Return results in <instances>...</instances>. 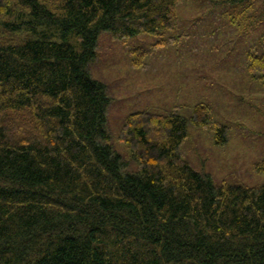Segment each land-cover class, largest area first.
<instances>
[{
	"label": "trees",
	"instance_id": "obj_1",
	"mask_svg": "<svg viewBox=\"0 0 264 264\" xmlns=\"http://www.w3.org/2000/svg\"><path fill=\"white\" fill-rule=\"evenodd\" d=\"M179 1L0 0V264H264V185L195 169L186 117L128 116L139 172L107 142L100 33L173 28ZM250 70L264 82V53ZM191 120L206 125L207 105Z\"/></svg>",
	"mask_w": 264,
	"mask_h": 264
},
{
	"label": "rangeland",
	"instance_id": "obj_2",
	"mask_svg": "<svg viewBox=\"0 0 264 264\" xmlns=\"http://www.w3.org/2000/svg\"><path fill=\"white\" fill-rule=\"evenodd\" d=\"M178 22L156 33L115 38L102 31L89 64L104 82L107 142L125 172L140 164L120 139L132 113L177 112L188 119L181 152L216 185H264V82L250 57L264 53V0H180ZM207 105L209 120L191 117ZM218 126L226 128L225 136Z\"/></svg>",
	"mask_w": 264,
	"mask_h": 264
}]
</instances>
